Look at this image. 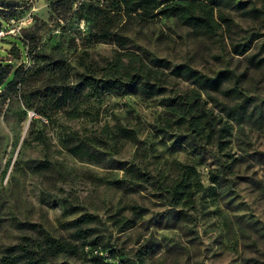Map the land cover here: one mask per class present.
I'll list each match as a JSON object with an SVG mask.
<instances>
[{
  "label": "rangeland",
  "instance_id": "obj_1",
  "mask_svg": "<svg viewBox=\"0 0 264 264\" xmlns=\"http://www.w3.org/2000/svg\"><path fill=\"white\" fill-rule=\"evenodd\" d=\"M52 0H14L12 10L0 12V61L19 69L20 83L0 99V257L24 237L35 238L41 229L53 237L69 239V223L81 213H92L107 243L125 264L143 255L145 264H264V122L229 121L231 136L222 149L197 139L189 144L190 130L176 123L168 98H185L192 85L167 76L161 94L90 98L77 117L65 108L44 103L47 86L75 84L81 59L99 76L111 60L115 46L108 42L83 45V23L75 22L66 4ZM76 2V0H75ZM72 4V11L75 8ZM232 20L213 35H199L174 17L159 16L128 24V47L144 61L163 59L169 69L185 63L212 76L220 70L254 102L264 106V0H232L223 9ZM249 43L238 55L233 45ZM32 55L49 58L35 60ZM55 61L65 71L53 70ZM3 88V87H2ZM1 88V89H2ZM219 103L232 102L212 93ZM206 107L218 114L214 102ZM132 130L135 140L118 134ZM82 140L102 152L100 161L77 158L67 149ZM237 159L222 188L213 184L209 170L219 162ZM133 165L151 180L136 182L125 191L112 184L125 180L124 166ZM39 166L40 168H36ZM194 167L195 205L188 221L174 224L166 216L165 185L181 167ZM77 213L64 216V206ZM72 264L88 262L84 249L75 257H59Z\"/></svg>",
  "mask_w": 264,
  "mask_h": 264
},
{
  "label": "trees",
  "instance_id": "obj_2",
  "mask_svg": "<svg viewBox=\"0 0 264 264\" xmlns=\"http://www.w3.org/2000/svg\"><path fill=\"white\" fill-rule=\"evenodd\" d=\"M14 0H0V12L4 9L12 10L16 5ZM52 0L51 4H66L68 12L75 22L83 23L81 44L88 45L97 42L112 43L116 48L108 64L99 69V76L85 65L84 59L80 64L82 72L74 73L75 84L65 83L68 73L63 77L64 83L56 87L47 86L43 96L44 103H50L57 108H65L67 117H77L81 114L87 101L104 93L116 96L144 95L151 97L161 94L162 86L167 76L187 80L192 88L185 98L174 102L168 98L169 111L177 116L178 125L185 124L190 130L189 144L198 147L197 139L201 138L205 144L224 148L230 141L231 125L229 121L241 123L246 120L264 122V106L254 102V98L247 96L238 87L236 81L232 87L224 88V82L230 80L232 73L220 70L212 76L199 73L191 66L180 63L169 69L163 59H149L148 62L131 51L128 47L129 39L125 30L134 20L147 22L159 16L174 17L178 22L193 28L199 35L210 36L219 29L232 26V20L225 14L224 8L231 5L232 0ZM249 43L233 45V52L244 54ZM27 47V57L35 60L49 58L44 55H32ZM53 70L65 71L64 62L55 61ZM19 69L12 70L11 63L0 61V99L8 91H14L19 86L21 76ZM3 87V88H2ZM2 88V89H1ZM212 93H219L229 98L230 103H219ZM214 102L218 114L212 108H207V100ZM118 134L126 139L135 140L132 130L118 128ZM66 149L77 158L99 162L101 151L92 148L82 140L67 143ZM229 162H219L218 168L209 170L208 179L213 186L208 190L222 188L226 182L228 171L237 159L228 155ZM181 167V166H180ZM36 168H40L37 166ZM125 180H114L112 184L125 191L134 189L131 183H150V178L133 165L124 166ZM194 184L199 185L198 175L194 167H181V171L165 185L164 196L167 202L166 218L174 224L188 221L195 205ZM77 213L74 207L64 206L63 215ZM99 217L92 213H81L70 223L72 228L69 239L56 238L39 229L35 238L24 237L20 242L10 245L4 255L0 257V264H72L59 257H75L86 250L88 262L77 264H125L113 250L107 249L104 237L98 234ZM96 251V252H95ZM102 253V254H100ZM145 257H134V264H145Z\"/></svg>",
  "mask_w": 264,
  "mask_h": 264
},
{
  "label": "built area",
  "instance_id": "obj_3",
  "mask_svg": "<svg viewBox=\"0 0 264 264\" xmlns=\"http://www.w3.org/2000/svg\"><path fill=\"white\" fill-rule=\"evenodd\" d=\"M3 35V31L2 30H0V37ZM96 252V251H95ZM100 254H102V253H100Z\"/></svg>",
  "mask_w": 264,
  "mask_h": 264
}]
</instances>
